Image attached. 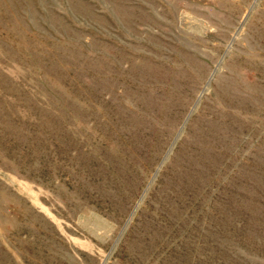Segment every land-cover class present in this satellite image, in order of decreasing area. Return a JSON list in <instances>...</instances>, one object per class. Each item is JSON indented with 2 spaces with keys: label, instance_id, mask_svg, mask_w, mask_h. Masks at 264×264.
<instances>
[{
  "label": "rangeland",
  "instance_id": "374dc122",
  "mask_svg": "<svg viewBox=\"0 0 264 264\" xmlns=\"http://www.w3.org/2000/svg\"><path fill=\"white\" fill-rule=\"evenodd\" d=\"M0 264H264V0H0Z\"/></svg>",
  "mask_w": 264,
  "mask_h": 264
}]
</instances>
